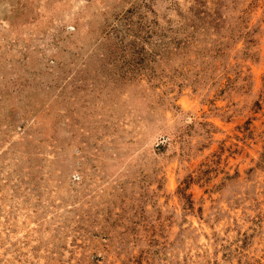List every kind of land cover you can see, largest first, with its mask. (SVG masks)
<instances>
[{"label": "rangeland", "instance_id": "obj_1", "mask_svg": "<svg viewBox=\"0 0 264 264\" xmlns=\"http://www.w3.org/2000/svg\"><path fill=\"white\" fill-rule=\"evenodd\" d=\"M0 264H264V0H0Z\"/></svg>", "mask_w": 264, "mask_h": 264}]
</instances>
